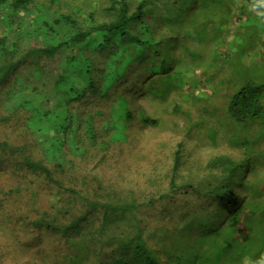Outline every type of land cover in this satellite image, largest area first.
Wrapping results in <instances>:
<instances>
[{
	"label": "trees",
	"instance_id": "1",
	"mask_svg": "<svg viewBox=\"0 0 264 264\" xmlns=\"http://www.w3.org/2000/svg\"><path fill=\"white\" fill-rule=\"evenodd\" d=\"M155 1L112 0L108 9L112 11L113 18L95 23L92 16L93 24L86 28L71 14H65L64 21L73 27L70 36L58 41L51 40L45 46H31L20 52L17 41L9 44L8 36L0 35V105L6 99V88L11 84L9 82L19 63L29 62L31 65L17 73L24 82H39L44 75L41 58L60 54L61 57L65 55L62 61L64 71L55 79L54 89L61 93L56 107L45 109L41 106L43 123L57 117L56 111L65 107L66 113L62 116L65 129L74 126L77 137L72 142L79 147L81 141L82 147L88 151L93 145L85 144L81 133L78 138L77 131L90 110H78L91 94L98 97L101 85L107 78L110 82L107 83V89L102 90L105 93L103 95L112 98L116 95V120L121 124L120 127L129 128L136 116L130 104L135 103L136 95L146 90L136 89L130 84L146 76L140 71L142 67L133 77L130 75L136 72L138 65L143 64L142 61L147 75L154 73L153 67H161L163 61H170L164 45L159 47L158 43L150 40L152 26L146 17L154 16L151 12L157 5ZM32 2L0 0L1 4L9 7L5 18L8 25L21 24V15ZM236 2L168 0L166 13L169 15L165 13L163 17L171 23L183 19L182 22L197 24L199 5H213L208 13L216 14L209 19L215 21L217 28L222 30L224 26L231 28L237 23L231 18V12H228L229 7L235 6ZM251 4L252 0H242L241 7L251 10ZM188 5H194L190 14L178 15ZM243 26L246 25L241 23L240 29ZM232 31L237 33L240 30L234 28ZM263 31L260 35H253L248 28L235 36L233 43L236 50L228 54L231 55L230 67L220 79L224 83L230 77L229 88L233 91L229 100L222 106L221 112L218 109L206 111L207 106H204L210 118L191 120L186 126L189 133L201 126L204 128L203 138L214 144H218L224 135L232 147L242 150V159L228 154L216 155L201 167L200 174L189 172V177L185 179L181 172L182 155L179 150L171 168L173 175L168 189L160 190L150 198L104 193L100 191L101 181L88 173H74L70 177L63 161L47 154L53 142H49L46 152L39 145L36 154L32 148L35 142H29L27 146L0 139V228L9 231L18 229L23 233L26 231L27 239L24 240L20 233L14 238L21 237L19 242L25 252H29L33 246L36 248L30 263L41 264L36 256L41 253L44 255L43 264L48 254L54 256L58 264H264V182L261 184L250 178L252 168L264 166ZM147 32L150 33L149 37H145ZM119 35L122 44L107 66L98 65L90 53L85 55L81 54V50L75 51L79 44L91 40L94 43L89 44L93 47L107 49ZM192 35L193 32H188L187 37L192 38ZM223 39L224 36H221V43H225ZM150 44H154L152 47L158 51L157 54L146 51L151 49ZM187 51L190 49L187 48ZM245 51H251L255 57L262 53L258 57L260 60L256 58L257 61H254L259 63H246L242 58ZM135 52H143L146 58H134ZM191 52L196 61L198 47H194ZM17 53L21 54L16 57ZM228 56L225 58L227 61ZM31 58L34 61H30ZM116 69L122 71L120 76H116ZM102 72H106V76L102 77ZM121 76L125 80L123 85L131 89V93L128 92L130 95L115 90ZM151 80L148 89L158 91L155 82L158 83L159 78L151 77ZM44 87L45 84L42 88L36 85L30 89L31 97L22 102L28 106L25 109L31 108V104L36 102L35 98L42 103L47 101L43 99ZM2 110L0 106V125L13 117L12 112ZM103 111L104 115H111V110ZM139 118L140 123L145 125L159 123L147 112ZM22 129L24 134L31 133V129L22 127L20 132ZM106 143V147L111 144L109 141ZM142 158V154H137V159ZM77 163L79 161L75 158L73 165ZM40 187L56 197L52 201L48 198L51 201L47 203L48 207L39 203ZM23 195H26L25 200ZM150 221L158 224L152 225ZM29 231L37 232L36 236L29 238ZM44 239H49L46 241L51 246L48 249L50 253L46 250L48 247L42 245ZM7 245L13 250L12 242H7ZM2 261L0 259V263Z\"/></svg>",
	"mask_w": 264,
	"mask_h": 264
},
{
	"label": "rangeland",
	"instance_id": "2",
	"mask_svg": "<svg viewBox=\"0 0 264 264\" xmlns=\"http://www.w3.org/2000/svg\"><path fill=\"white\" fill-rule=\"evenodd\" d=\"M167 1L156 0L157 5L151 12L155 17L148 15L146 19L152 26L153 35L150 40L152 43H158L159 47L164 45L165 50L169 53L170 61H163L161 67H153L154 73L147 75L145 74L146 69H144L145 63L141 59L143 64L138 65L136 72L130 75L133 77L142 67L140 71L146 76H141L140 79H135L130 84L136 89L145 88L146 90L136 95L135 103L130 104L135 109L136 116L129 128L120 127L121 124L116 120V106L118 105L116 104V95L113 98L103 95L105 93L102 90L107 89V83L110 82L107 78L101 85L102 90L98 97L91 94L81 104L74 102L80 104L79 112L82 109L90 110V114L84 117L80 129L77 131L78 138L81 133L85 144L93 145L88 151L82 147L81 141L79 147H76L72 142L76 136L74 126L65 129V121L62 119L66 113L65 107L56 111L57 117L44 121L46 125L43 127L44 119H42L41 106H44L45 109L56 107L61 92L54 89V81L58 78V74L64 71L62 61L65 59V55L61 57L60 54L53 57L44 55L41 58L44 75L39 82L34 80L24 82L20 75H17L18 72L26 70L28 66L31 67L29 62L19 63L16 68L13 79L9 82L11 84L6 88L4 95L6 99L3 105L2 103L0 105L3 108L2 112L5 110L12 112L13 117L9 122L0 125V139H9L27 146H29V142L31 144L35 142V146L32 148L36 154L39 145L44 147L46 152L49 142H53L54 145L47 149V154L54 157L55 160L63 161L62 164L69 170L70 177H73L74 173H88L101 181L100 191L103 190L104 193L132 194L141 199L150 198L158 191L168 189L173 175L171 168L175 154L179 150L182 155L181 172L185 179L189 177V172L200 174L201 167L216 155L228 154L242 159L244 156L242 150L232 147L224 135L221 136L218 144H214L209 139L203 138L204 128L201 126L195 127L190 133L186 126L190 124L191 120L209 119L205 110L212 112L218 109L221 112L222 106L229 100V95L233 91L232 88H229V76L225 82L223 81L224 83L220 80L230 67L231 55L228 56V54L236 50L233 40L240 31L245 32L248 28L251 34L260 35L264 30V21L254 11L241 7L242 0H237L236 5L229 7L228 10L231 12L233 21H237L231 28L224 26L222 30H219L216 22L209 19L216 14L210 12L209 15L208 13L213 5L208 7L199 5L197 24L182 22L183 19H176L171 23L163 17L168 10ZM187 1L189 2V0ZM111 2L112 0H33L21 15V24H14V26H9L5 21L9 7L0 3V35H7L9 44L17 41L19 52L31 46H45L51 40H62L73 33L71 24L66 23L63 19L65 14H71L81 26L86 28L93 24V19L96 23L113 18L112 11L108 9ZM188 6L179 11L178 15L188 16L194 5ZM166 15L168 16L169 13ZM241 23H244L248 28L243 26L240 29ZM234 28H239L240 31L234 33L232 31ZM188 32H193L192 38H190L191 35L187 37ZM149 35L150 33H145V37H149ZM221 36H224L225 43L220 42ZM120 39L121 36H117L114 44H109L107 49L93 47L92 44H89L94 41L91 40L79 44L75 51L81 50V54L85 55L90 53L98 65L107 66L112 62L111 58L116 55L117 48L122 44ZM186 45L190 51H187V48L184 49ZM152 46L150 44L151 49L146 51L157 54L158 51ZM194 47H198L196 61H194V55L191 52ZM20 54L17 53L15 56L18 57ZM261 54L255 57L251 51H245L242 58L246 63L254 65L259 63L254 61L260 60L258 57ZM226 55L229 61L225 59ZM136 56L146 58L143 52H135L134 58ZM256 58L258 59L256 60ZM30 61L34 60L31 58ZM36 72L39 73V71ZM114 72L116 76H120L122 71L116 69ZM101 75L102 77L106 76V72H102ZM151 77L159 78L155 85H158L160 90L148 89L152 83ZM124 81V77L121 76L117 80L115 90L128 95L131 89L123 85ZM43 84L46 85L43 99L47 101L42 103L35 98L36 102L31 104V108L25 109L28 106L22 102L27 97H31L30 89L36 85L42 88ZM204 106H207L205 110ZM103 110H111V115H104ZM144 112L158 119L159 123L157 125L140 123L139 117ZM78 125L79 122H77ZM22 127L27 130L31 129V133L24 134L23 129L20 132ZM108 141L111 144L106 147ZM32 148L29 147L30 152L33 153ZM137 154H142L143 158L137 159ZM135 155L136 157H134ZM75 158L77 162L79 161L76 166L73 165ZM250 178H254L262 184L264 182V166L257 165L252 168ZM40 192L39 203L47 207L56 198L42 187H40ZM25 196L23 195L24 200ZM48 198L51 200L50 202ZM144 215L148 214L144 213ZM0 223L2 222L0 221ZM150 223L158 224L151 221ZM18 233L20 236L22 235L23 239H27L26 231L23 233L18 229L9 231L0 228V259L3 260L0 264H31V259H34L32 255L36 248L33 246L29 252H25L22 243L19 242L21 237L14 238ZM28 234L30 238L36 236L37 232L29 231ZM9 238L12 240L10 241ZM44 240L42 245L48 247L46 250L50 253L51 251L48 249H51V246L46 241L49 239ZM7 242L13 243V250L7 245ZM36 246L39 245L36 244ZM36 256L43 264L42 256L44 255L37 253ZM44 263L58 264L55 257L49 254Z\"/></svg>",
	"mask_w": 264,
	"mask_h": 264
},
{
	"label": "clouds",
	"instance_id": "3",
	"mask_svg": "<svg viewBox=\"0 0 264 264\" xmlns=\"http://www.w3.org/2000/svg\"><path fill=\"white\" fill-rule=\"evenodd\" d=\"M251 10L264 21V0H252Z\"/></svg>",
	"mask_w": 264,
	"mask_h": 264
}]
</instances>
